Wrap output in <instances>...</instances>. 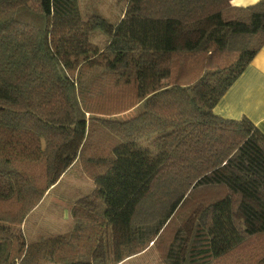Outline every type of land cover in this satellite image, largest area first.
<instances>
[{"label": "trees", "instance_id": "16d2710c", "mask_svg": "<svg viewBox=\"0 0 264 264\" xmlns=\"http://www.w3.org/2000/svg\"><path fill=\"white\" fill-rule=\"evenodd\" d=\"M232 1L125 0L111 24L80 0H0V264H107V227L114 264H264V135L214 112L264 47V1ZM74 164L93 197L26 241Z\"/></svg>", "mask_w": 264, "mask_h": 264}, {"label": "rangeland", "instance_id": "374dc122", "mask_svg": "<svg viewBox=\"0 0 264 264\" xmlns=\"http://www.w3.org/2000/svg\"><path fill=\"white\" fill-rule=\"evenodd\" d=\"M124 4L125 0H80V9L84 17L88 13H97L112 24L124 10ZM103 41L104 37L99 34L93 37L92 43L99 48ZM133 115L134 111H130L114 119L124 120ZM94 191L95 186L91 178L82 172L79 164H74L27 216L22 228L25 240L36 241L42 237H52L68 231L71 227V208L75 204L91 199ZM181 221H183L182 216L173 220L164 236V243H167L174 232L180 228ZM122 230L123 227H107L101 237L98 256L103 258L107 264H114L112 258L114 246ZM158 253L151 248L146 253L128 258L119 264H160Z\"/></svg>", "mask_w": 264, "mask_h": 264}, {"label": "crops", "instance_id": "0c3cea01", "mask_svg": "<svg viewBox=\"0 0 264 264\" xmlns=\"http://www.w3.org/2000/svg\"><path fill=\"white\" fill-rule=\"evenodd\" d=\"M259 1L264 0H233L231 5L246 8ZM214 112L226 120L247 118L264 135V47L226 91Z\"/></svg>", "mask_w": 264, "mask_h": 264}]
</instances>
